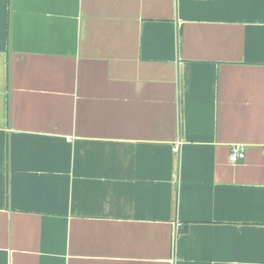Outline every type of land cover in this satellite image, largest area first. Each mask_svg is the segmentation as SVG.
<instances>
[{"label": "crops", "instance_id": "1", "mask_svg": "<svg viewBox=\"0 0 264 264\" xmlns=\"http://www.w3.org/2000/svg\"><path fill=\"white\" fill-rule=\"evenodd\" d=\"M0 264H264V0H0Z\"/></svg>", "mask_w": 264, "mask_h": 264}, {"label": "built area", "instance_id": "2", "mask_svg": "<svg viewBox=\"0 0 264 264\" xmlns=\"http://www.w3.org/2000/svg\"><path fill=\"white\" fill-rule=\"evenodd\" d=\"M178 149V144H174V146L171 148L172 151H176ZM245 156L244 148L241 145H234L231 147L228 160L232 164L238 163L240 160H242Z\"/></svg>", "mask_w": 264, "mask_h": 264}]
</instances>
